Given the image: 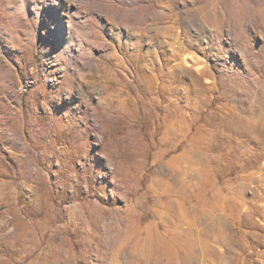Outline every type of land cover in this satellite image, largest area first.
Listing matches in <instances>:
<instances>
[{"label":"rangeland","instance_id":"1","mask_svg":"<svg viewBox=\"0 0 264 264\" xmlns=\"http://www.w3.org/2000/svg\"><path fill=\"white\" fill-rule=\"evenodd\" d=\"M0 264H264V0H0Z\"/></svg>","mask_w":264,"mask_h":264}]
</instances>
